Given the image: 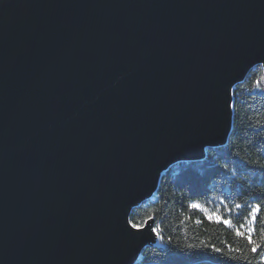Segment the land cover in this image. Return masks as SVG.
Instances as JSON below:
<instances>
[{"label": "water", "instance_id": "1", "mask_svg": "<svg viewBox=\"0 0 264 264\" xmlns=\"http://www.w3.org/2000/svg\"><path fill=\"white\" fill-rule=\"evenodd\" d=\"M255 67L264 0H0V264H137Z\"/></svg>", "mask_w": 264, "mask_h": 264}, {"label": "trees", "instance_id": "2", "mask_svg": "<svg viewBox=\"0 0 264 264\" xmlns=\"http://www.w3.org/2000/svg\"><path fill=\"white\" fill-rule=\"evenodd\" d=\"M234 122L229 142L207 150L199 162L168 172L153 199L132 210L130 221L155 218L160 235L137 264H264V71L253 68L233 91ZM221 201L234 227L209 219L193 202ZM236 205H240L239 208ZM256 205L253 243L238 236ZM248 217L246 220L245 218ZM259 245L256 252L253 246ZM216 249H219L217 251Z\"/></svg>", "mask_w": 264, "mask_h": 264}, {"label": "rangeland", "instance_id": "3", "mask_svg": "<svg viewBox=\"0 0 264 264\" xmlns=\"http://www.w3.org/2000/svg\"><path fill=\"white\" fill-rule=\"evenodd\" d=\"M194 203L200 205V207L198 209L201 212H203L208 218L211 217L212 220H216V217H221L222 220H229L230 224H228V225L231 227H234L230 218L227 217L229 215V210H226L225 212L222 211V209H221V207H222L221 203L222 202L221 201H214L212 204H210V206H206L200 202H193V204ZM249 228H253V223H252L250 217L246 221V223L243 225V227L236 228V230H239L240 232L248 235V229ZM252 233H253V231H252ZM252 233H251V235H252ZM263 260H264V257H263Z\"/></svg>", "mask_w": 264, "mask_h": 264}, {"label": "snow or ice", "instance_id": "4", "mask_svg": "<svg viewBox=\"0 0 264 264\" xmlns=\"http://www.w3.org/2000/svg\"><path fill=\"white\" fill-rule=\"evenodd\" d=\"M191 207H193V208H199L200 205L194 203V204L191 205ZM236 207L239 208L240 205H236ZM259 209H260V205H256L255 207L252 208V210L248 214V216L251 218V221H252L253 224L255 223L256 214L258 213ZM209 219H211V217H209ZM245 219L247 220L248 217H246ZM216 220H217V222H223L226 225L230 224V221L229 220H222L221 217H216ZM241 227H243V225H241ZM252 231H254V228H249L248 229V237H247V239H248V243H250V244L253 243L252 237H251ZM236 234L238 236H243L244 235V233L240 232L239 230H237V233ZM258 247H259V245L253 246L252 251L253 252H256ZM216 250L219 251V249H216Z\"/></svg>", "mask_w": 264, "mask_h": 264}, {"label": "built area", "instance_id": "5", "mask_svg": "<svg viewBox=\"0 0 264 264\" xmlns=\"http://www.w3.org/2000/svg\"><path fill=\"white\" fill-rule=\"evenodd\" d=\"M174 167H175V166H174ZM174 167H173V168H174Z\"/></svg>", "mask_w": 264, "mask_h": 264}]
</instances>
